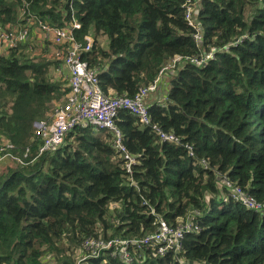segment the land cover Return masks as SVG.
<instances>
[{
	"label": "trees",
	"instance_id": "16d2710c",
	"mask_svg": "<svg viewBox=\"0 0 264 264\" xmlns=\"http://www.w3.org/2000/svg\"><path fill=\"white\" fill-rule=\"evenodd\" d=\"M186 1L0 0L7 29L28 15L58 27L79 22L76 39L92 38L81 57L107 95H134L181 55L167 71L164 99L148 104L177 142L125 109L115 117L136 156L131 174L112 133L92 125L73 127L33 161L0 167V264H264V0H190L200 45ZM48 39L56 58L25 41L0 52V140L20 152L30 146L31 155L41 143L33 123L49 120L69 89L66 43ZM211 46L227 47L202 65L188 59ZM59 62L66 78L54 74ZM222 176L262 209L229 196ZM158 218L198 229L185 232L177 251L141 246L129 262L108 252L77 261L87 237H141Z\"/></svg>",
	"mask_w": 264,
	"mask_h": 264
},
{
	"label": "built area",
	"instance_id": "2783aa9c",
	"mask_svg": "<svg viewBox=\"0 0 264 264\" xmlns=\"http://www.w3.org/2000/svg\"><path fill=\"white\" fill-rule=\"evenodd\" d=\"M193 4L190 0L185 2V19L194 28L193 38L200 45L203 28L194 16ZM31 20H34L33 16L28 15L26 22L20 27L0 29V52L9 46L27 40L30 34ZM36 24L37 29L55 43H66L62 65L66 70L69 89L64 96L63 103L53 110L49 120H37L33 123L34 133L41 140V143L36 147V153L31 155L30 146H26L21 152L16 151L13 143L6 140L0 142V162L4 159H9L16 164L33 161L43 151L61 145L66 133L73 127L92 125L112 133V144L123 157L125 171L131 174L136 156L127 150L123 143L121 130L115 122V117L120 109L129 111L136 116L141 124L150 126L161 140L170 142L179 140L177 135L163 130L151 118L146 98L156 91L164 74L174 67L177 60L181 59L180 54H175L170 62L162 66L156 78L147 85L141 86L134 95H107L98 84L96 69L89 67L88 62L81 57V52L90 48L92 38L90 35H85V44L76 39L73 29L80 28V23L72 19L71 27H58L40 21H36ZM226 47L211 46L200 56H190L188 59L196 65H202L214 55L216 50L226 49ZM201 163L208 166V161L204 158L201 159ZM221 182L232 198L238 199L249 208L262 209V203L240 185L230 181L225 176L221 177ZM192 229L197 230L198 226H192L190 221L170 224L167 220L158 218L156 228L141 237L89 236L83 242L86 253L82 255V258L86 256L97 257L108 252L111 255L117 253L122 260L129 262L132 256L131 250L134 251L141 246H151L158 253L168 250L177 251L181 248V241L185 232Z\"/></svg>",
	"mask_w": 264,
	"mask_h": 264
},
{
	"label": "rangeland",
	"instance_id": "374dc122",
	"mask_svg": "<svg viewBox=\"0 0 264 264\" xmlns=\"http://www.w3.org/2000/svg\"><path fill=\"white\" fill-rule=\"evenodd\" d=\"M192 6H193V9H195V5L193 4ZM20 15L22 16L23 14L20 12ZM36 25H37L36 21L35 20H31L30 34H29V37L27 38V40L24 43L26 44V46L28 45V48H30V46H35V49L33 50L34 52H37L38 49L36 47L40 46L41 48H44V49L47 50L46 53H45V56L56 58V57H53L51 55V53H52V44H51L50 40L42 32H40L39 29H37ZM14 27H19V25H16ZM6 28H9V27H4V26L0 27V29H6ZM61 61L62 60L60 59V62ZM61 63H60V66L58 65V67L55 69L54 74L57 75V76L62 75L63 78H66L65 77V71H64V68H62ZM167 79H168V76H167V72H166L164 74V76L162 77V81L159 82V84L157 86V89L154 92V93L158 94L157 97L162 95V92L165 90ZM162 96L164 97V92H163ZM63 101H64V99H63ZM0 142H2V141L0 140ZM11 165L15 166L17 164L15 162L9 160V159H6V160L0 162V167L1 168L4 167V166H11ZM80 259H82V253L78 254L77 261H80Z\"/></svg>",
	"mask_w": 264,
	"mask_h": 264
},
{
	"label": "crops",
	"instance_id": "0c3cea01",
	"mask_svg": "<svg viewBox=\"0 0 264 264\" xmlns=\"http://www.w3.org/2000/svg\"><path fill=\"white\" fill-rule=\"evenodd\" d=\"M162 81V80H161ZM160 81V82H161ZM167 82H166V87H165V90L163 91L164 92V97H165V94H166V89H167ZM163 92H162V95H163ZM157 93H152V94H150L149 96H148V98H146L147 100H146V102L149 104L150 103V101H153V100H162V99H164V97L162 96V95H160L159 97H157ZM162 97V98H161ZM4 160H6V159H4Z\"/></svg>",
	"mask_w": 264,
	"mask_h": 264
}]
</instances>
